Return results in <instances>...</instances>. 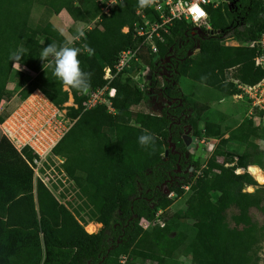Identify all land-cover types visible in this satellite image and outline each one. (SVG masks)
<instances>
[{
	"label": "trees",
	"instance_id": "trees-1",
	"mask_svg": "<svg viewBox=\"0 0 264 264\" xmlns=\"http://www.w3.org/2000/svg\"><path fill=\"white\" fill-rule=\"evenodd\" d=\"M228 1L230 5L208 10L211 28L217 34L188 39L190 27L173 22L165 42L157 43L158 55L147 58L150 70L158 71L160 60L173 53L181 61L176 67V84L195 66L199 70L196 80L227 97L237 90L223 83L225 70L233 69V77L249 85L263 78L264 71L254 64L257 46H243L257 41L264 31L260 1ZM34 4L55 13L65 10L79 22L99 16L100 9L96 0H0V102L10 99L6 87L15 63L13 54L21 51V66L36 74L17 93L21 101L39 91L54 107L62 109L71 94L76 107L67 111L77 119L51 152L64 158L62 167L75 184L77 197H84L80 210L90 207L89 215L101 228L87 234L82 222L40 181L34 186L26 162L34 157L32 151L24 147L19 154L0 131V253L22 255L20 261L5 264H117L121 254L129 255L131 261L126 264H140L138 260L179 264V256L190 257V264H257L254 249L264 237V227L252 210L264 217V196L259 189L243 191L256 186L257 179L242 173L261 165L259 160L264 159V149L254 142L262 136L253 120L244 121L230 132L201 166L189 154L182 136L190 130L187 136L197 140L214 138L215 126L203 119V127H198L202 116L186 103L178 85L167 82L160 90L166 101L174 103L162 108L158 116L135 113L134 125L130 124L132 110L147 93L136 85H125L123 76L112 84L116 87L114 114H108L104 106L84 112L85 93L64 90L53 74L51 60L39 58L44 46L52 41L63 43L65 38L50 22L29 26ZM138 9H145L139 7L138 0H120L108 15L99 16L97 26L80 40L77 47L87 44L94 49L91 55L82 51L79 56L82 70L93 74L89 90L104 85L103 68L112 66L120 51L134 45L131 33H123L122 29H131L138 22ZM224 38L240 45L224 47L220 42ZM197 47L198 52L189 57ZM223 48L227 51L222 52ZM159 86L153 74L146 88ZM9 115L0 112V125ZM102 124L115 129L114 139L100 130ZM144 129L155 134L154 149L138 143ZM224 143L238 144L244 150L237 156L224 154L220 149ZM223 155L232 160L236 157L232 172L217 162V157ZM240 168L241 174L233 172ZM185 187L189 191L186 209L182 214L170 213L168 207ZM165 191L174 195L168 197ZM212 193L218 194L215 202L209 199ZM20 208L25 224L18 216L14 218ZM142 220L149 223L146 229L140 225ZM184 221H190L191 226ZM95 230L89 227L90 232Z\"/></svg>",
	"mask_w": 264,
	"mask_h": 264
},
{
	"label": "built area",
	"instance_id": "built-area-1",
	"mask_svg": "<svg viewBox=\"0 0 264 264\" xmlns=\"http://www.w3.org/2000/svg\"><path fill=\"white\" fill-rule=\"evenodd\" d=\"M119 1L96 0L100 9L99 16L108 15L113 4ZM259 1L264 12V0ZM222 4L230 5V2L228 0H155L152 6L138 9L135 13L138 17V22L134 23L131 29L128 27L122 29L123 33H131L134 45L120 51L112 66H105L103 68L102 80L104 81V85L88 90L84 94L83 111L86 112L98 106H104L108 114H114L115 111L112 103L116 97V87L112 84L118 76H130L132 73H136L132 78L137 84L136 86L141 90L149 82L147 80L149 72L152 75L154 74L158 81L160 85L159 90L167 82H171L177 86L178 84L175 81L176 67L181 61L176 60L173 53L160 60L159 70L154 73L150 70L147 58L158 55L159 49L157 43L165 42L164 36L169 35L170 28L175 21L184 22L190 27L188 39L196 40L197 38L217 34L218 32H214L211 28L208 10L218 8ZM197 9L203 12V15H199L196 11ZM99 16L96 17L97 21L99 20ZM225 40V45L227 46L230 39L227 38ZM235 45L239 46L237 43ZM254 45L258 48L254 64L257 68L264 71V31L257 41L243 44V46H247L248 48H253ZM197 52L198 47L193 52H189L188 56L191 57ZM134 65H137V67L133 68ZM130 70L133 71L129 72ZM231 82L237 90L232 95L233 99L247 104L249 107V117H256L255 119L259 121L257 125H264V77L254 85L243 83L234 77L231 78ZM172 103L174 101L168 102L165 107H169ZM11 117L9 116L0 125V131L10 144L20 152L24 147H28L32 151L34 157L31 161L26 162L32 171L33 185L35 186L40 181L58 201L59 197L68 196L72 192L71 188H73L74 184H72L73 182L68 178L62 167L64 159L54 156L51 150L69 128L61 135L57 131L53 136L54 138L51 137L49 130L58 129V123L55 121L57 118L56 112L51 114L47 121L42 124H36L37 122L33 121L30 113H24L23 110L19 116ZM182 140L188 149L190 148V144L196 145L198 142L196 138H188L187 133L182 136ZM199 141L202 143V139ZM169 149L174 150V146L171 143ZM177 172H179V169H177ZM199 173L200 171L197 172V174ZM165 193L168 194V197L174 195L168 191H165ZM141 226L146 229L149 223L142 220ZM160 226L163 227V224H160Z\"/></svg>",
	"mask_w": 264,
	"mask_h": 264
},
{
	"label": "rangeland",
	"instance_id": "rangeland-1",
	"mask_svg": "<svg viewBox=\"0 0 264 264\" xmlns=\"http://www.w3.org/2000/svg\"><path fill=\"white\" fill-rule=\"evenodd\" d=\"M50 22L52 23L59 32L64 36L69 35H75L77 33V30L80 28H83L85 32L91 30L95 26H97L98 21L96 20V17L93 16L89 19L87 22H79L74 20L65 10H62L59 13H55L48 8L40 5V4H34L31 10L30 14V20H29V26L36 27L39 24H44ZM225 39H222L220 42L222 46L224 47H238L235 44L234 40H229L228 45H225ZM240 45L239 43H237ZM77 45H81L80 41H77L74 46L77 47ZM222 52L227 51L226 48H223L221 50ZM196 54V53H195ZM145 63H147L146 60H144ZM22 73V77H18L16 73ZM233 72L234 70H225L224 71V77H223V83L225 86H229L228 83L232 84L231 78H233ZM199 74V70L194 67H190V69L187 70V73L180 77L178 88L182 92V94L185 96L186 103H188L190 106L195 108L198 113L201 114L202 120H200L198 127L202 128L204 125V120L210 121L213 126L212 132L213 134H216L214 138H211L210 136L204 137L202 139V143L198 140L196 145H191L189 150V154L192 156L193 159L198 160L201 166H204L207 162V160L210 158L212 153L214 152L215 148L219 145L221 140H226L229 136V133L234 131L240 124H242L244 121L247 120H253L255 126L259 129V133L262 136L261 139H254V142L257 144L258 148L260 150L264 149V125H257L259 121L255 119L256 117L250 118L249 116V107L247 104H245L242 101H236L233 99V97H227L222 95L218 89L212 88L211 86L201 83L200 81L196 80V77ZM35 73L31 72L27 68L21 66V69L18 70V68L13 66L9 81L7 83V93L10 97L9 100H2L0 102V112L2 114H10L14 111H16L18 108L22 107L23 112L30 113V115L33 117V121L37 122L36 124H42L45 121H47L48 117H50L51 114L55 113L57 114V118L55 121L58 123V129H51L50 135L52 138L58 131V134L61 135L63 132H65L68 128H70L74 122L77 119V116H74L73 114H69L67 111V108L69 107H76V105L73 102V98L71 94L69 93L68 101L70 99V103H65L62 107V109H56L55 107L49 105L43 96L38 94L36 97L30 99L28 102L21 101L17 93L30 81L35 77ZM135 76L136 73H132L130 76L125 75L123 76L124 81L126 82L125 85L134 86L137 85L134 81L132 76ZM235 78V77H234ZM232 87L234 85L232 84ZM231 87V89H232ZM64 90L68 91V88L64 87ZM147 93H150V97H148L145 100H142L136 108L132 110L131 118L132 121H130L131 125H134V114L135 113H146L151 114L154 116H158L161 113L162 108H165V106L168 104V101H166L162 95L159 88H153L148 89L146 86H144L143 90ZM133 115V116H132ZM255 119V120H254ZM101 131L105 132L109 138L114 139L116 135V131L113 127H109L105 124H102V127L100 129ZM222 141V142H223ZM223 150L224 154H231L233 156H237L240 153L243 152L244 147L240 146L235 143H224V145L220 148ZM64 159V158H63ZM236 160V157L232 160L230 156H219L217 157V162L219 164H224V167L227 169L228 172H232L233 168V162ZM56 161V159H55ZM261 162V165L258 167L262 170L264 173V159L262 157L259 160ZM58 164V162H56ZM243 170L239 169V173L237 172V169L233 172L235 174H241ZM243 172H247L248 174H252L249 170L245 169ZM67 175V174H66ZM253 175V174H252ZM68 176V175H67ZM255 176V175H254ZM256 177V176H255ZM68 178L71 180V178L68 176ZM254 178V177H253ZM257 179V177H256ZM72 182V180H71ZM256 186L254 187H245L244 192H254L256 189H259L261 191V194L264 196V184L260 183L257 179ZM73 184V183H72ZM72 192L68 196H62L59 197V201L62 202L65 206L68 207V209L76 216L77 219H79L82 224L84 225V230L87 234H95L97 233L100 228L101 224L97 223L94 217L89 215V208H85L84 212L80 209L84 206V197H77V188L75 187V184L73 185V188H71ZM189 197V191L185 189L184 193L181 196L176 197L173 201L170 207H168V211L170 213H179L182 214L183 211L186 209V201ZM218 197V194L212 193L209 196L210 201L215 202ZM88 212V213H87ZM252 215L257 219V221L264 227V217L261 216L256 210H252ZM84 220V221H82ZM187 223V226H191L190 221H184ZM89 224L97 225L98 228L95 232L90 233L86 228ZM141 225V223H140ZM264 234V230H263ZM254 252L256 253V257L258 259L257 264H264V237L259 241V243L256 245ZM117 264H126L128 261H131L129 258V255L127 254H121L118 258ZM179 264H190V257L185 256H179L178 258ZM140 264H154L150 261H137Z\"/></svg>",
	"mask_w": 264,
	"mask_h": 264
},
{
	"label": "clouds",
	"instance_id": "clouds-1",
	"mask_svg": "<svg viewBox=\"0 0 264 264\" xmlns=\"http://www.w3.org/2000/svg\"><path fill=\"white\" fill-rule=\"evenodd\" d=\"M155 3V0H138L140 8L150 7ZM86 39L85 30L80 28L75 35L65 37L63 43L52 41L44 46L40 52L39 58L42 61L51 60L54 68L53 74L66 88L75 89L87 93L91 87L92 73L84 71L81 68L79 56L81 52H87L91 55L94 52L89 45L83 44L82 47L74 46L77 41ZM23 52L13 54L14 67L21 69V58ZM138 143L142 147L155 146V134L147 129L138 137Z\"/></svg>",
	"mask_w": 264,
	"mask_h": 264
},
{
	"label": "crops",
	"instance_id": "crops-1",
	"mask_svg": "<svg viewBox=\"0 0 264 264\" xmlns=\"http://www.w3.org/2000/svg\"><path fill=\"white\" fill-rule=\"evenodd\" d=\"M147 93V92H146ZM36 94H40L41 96H43L39 91H35L34 92V94L33 95H31L28 99H26L25 101L26 102H28L31 98H33L34 97V95H36ZM150 93H147V96H146V98L145 99H147L148 97H150ZM44 97V96H43ZM45 98V97H44ZM25 101H23V102H25ZM45 101L49 104V105H51L52 106V104L50 103V102H48V100L45 98ZM25 102V103H26ZM22 107H24V105L23 106H21V108H18L16 111H14L13 113H12V115H9V116H12V117H15V116H19L20 114H21V112H22ZM11 117V118H12ZM190 130H188L186 133H188ZM188 138H194V137H191V136H188ZM14 148V147H13ZM19 154H21V152L19 151V150H17L16 148H14ZM17 216H18V218H19V221H22L23 223L22 224H25V220H26V217H25V215H22V209L20 208L19 209V212H18V215H17V213H16V216L14 217V218H17ZM5 219V218H4ZM90 226H94L95 227V229L97 230V228H98V226L97 225H93V224H89L88 226H87V230L89 231V227ZM2 229V228H1ZM95 230V231H96ZM90 232V231H89ZM90 233H92V232H90ZM22 255L21 254H19L18 256H14L13 254H10L9 252L8 253H6V252H3V253H0V262H3L4 264H5V262H11V261H13V260H15V259H18L19 261L22 259V257H21Z\"/></svg>",
	"mask_w": 264,
	"mask_h": 264
},
{
	"label": "bare ground",
	"instance_id": "bare-ground-1",
	"mask_svg": "<svg viewBox=\"0 0 264 264\" xmlns=\"http://www.w3.org/2000/svg\"><path fill=\"white\" fill-rule=\"evenodd\" d=\"M38 94H36V95H34L35 97L37 96ZM34 98V97H33ZM32 98V99H33ZM70 103V100H69V102L67 103V104H69ZM241 169V168H240ZM237 172L239 173V169H237ZM250 172L253 174V175H255L256 177H257V179H258V181L260 182V183H262V184H264V173L262 172V170L258 167V166H252L251 168H250Z\"/></svg>",
	"mask_w": 264,
	"mask_h": 264
},
{
	"label": "water",
	"instance_id": "water-1",
	"mask_svg": "<svg viewBox=\"0 0 264 264\" xmlns=\"http://www.w3.org/2000/svg\"><path fill=\"white\" fill-rule=\"evenodd\" d=\"M151 76H152V73H151V72H149V73H148V75H147V80H148V81H150V80H151ZM242 173H244V172H242Z\"/></svg>",
	"mask_w": 264,
	"mask_h": 264
},
{
	"label": "snow or ice",
	"instance_id": "snow-or-ice-1",
	"mask_svg": "<svg viewBox=\"0 0 264 264\" xmlns=\"http://www.w3.org/2000/svg\"><path fill=\"white\" fill-rule=\"evenodd\" d=\"M199 15H203V12L199 11V9L196 10Z\"/></svg>",
	"mask_w": 264,
	"mask_h": 264
}]
</instances>
